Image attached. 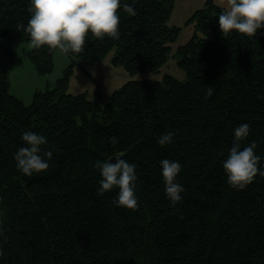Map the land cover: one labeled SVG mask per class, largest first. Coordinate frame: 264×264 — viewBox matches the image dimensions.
<instances>
[{
  "label": "trees",
  "instance_id": "16d2710c",
  "mask_svg": "<svg viewBox=\"0 0 264 264\" xmlns=\"http://www.w3.org/2000/svg\"><path fill=\"white\" fill-rule=\"evenodd\" d=\"M136 10L119 11L120 36L94 39L81 54L89 63L115 48L113 63L130 74L159 67L179 31L168 26L173 0H122ZM31 0H0V208L5 213L0 264H264V176L243 190L232 188L222 167L234 129L250 125L264 170V28L249 38L224 37L222 7L194 12L200 34L176 49L188 79L128 80L101 103L66 92L67 72L52 89L36 90L25 105L8 92L15 47L29 35ZM28 57L39 73L53 65L47 46ZM213 93L205 99L207 89ZM43 135L49 168L31 177L16 167L22 134ZM173 132L160 146L161 134ZM116 138L113 145L109 138ZM136 165L139 207L113 201L118 189L97 194L96 161L115 154ZM181 164L176 180L182 201L170 206L160 161ZM114 162V160H113Z\"/></svg>",
  "mask_w": 264,
  "mask_h": 264
},
{
  "label": "clouds",
  "instance_id": "9594fccd",
  "mask_svg": "<svg viewBox=\"0 0 264 264\" xmlns=\"http://www.w3.org/2000/svg\"><path fill=\"white\" fill-rule=\"evenodd\" d=\"M123 9L129 16H135L136 10L122 0H31L27 8L30 18L27 25L18 26L30 37L34 49L47 46L50 52L81 54L86 46L89 33L97 40L106 36L118 39L120 36L119 11ZM219 29L224 37L232 31L253 38L258 30L264 28V0H226V6L218 16ZM213 93L208 87L205 99ZM250 133V125L243 123L234 129V142L229 150L222 167L227 177V183L234 189L243 190L252 183L259 174L264 176L260 168L261 157L256 154L257 143L251 141L242 147ZM174 133L169 131L161 134L157 140L160 146L172 142ZM25 146L20 147L14 154L17 169L31 177L49 168L48 161L52 160L51 150L42 151L47 144L45 136L32 131L22 134ZM113 145L116 138H109ZM122 153L114 155L111 160L96 161L94 167L100 171L97 194L118 189L113 203L117 207L137 210L139 207L135 193L136 165L122 158ZM114 160V162H113ZM165 193L173 208L182 201L181 193L184 188L176 178L181 171L177 161L163 159L160 161ZM5 213L0 208V256H3V245L7 242L4 230Z\"/></svg>",
  "mask_w": 264,
  "mask_h": 264
},
{
  "label": "rangeland",
  "instance_id": "374dc122",
  "mask_svg": "<svg viewBox=\"0 0 264 264\" xmlns=\"http://www.w3.org/2000/svg\"><path fill=\"white\" fill-rule=\"evenodd\" d=\"M226 6V0H173L171 13L166 21L168 26H177L179 31L169 43L171 48L167 58L159 67H150L145 71L130 74L122 64L113 63L115 48L95 63H89L77 57H70L59 50L53 52V65L49 72L39 73L28 57L32 48L30 40L21 41L15 47L13 62L8 73V92L28 105L36 90L52 89L58 78L67 72L66 92L71 94L85 93L93 100L100 94L101 103L110 100L113 91L119 89L128 80L152 79L162 81L164 74L173 76L178 81H186L188 76L178 64L176 49L193 35L200 34L193 14L206 7Z\"/></svg>",
  "mask_w": 264,
  "mask_h": 264
}]
</instances>
